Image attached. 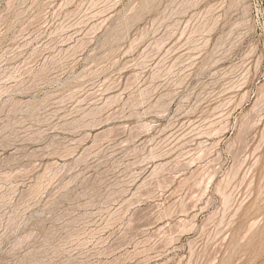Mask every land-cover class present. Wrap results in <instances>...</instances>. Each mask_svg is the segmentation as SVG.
<instances>
[{"label":"rangeland","instance_id":"rangeland-1","mask_svg":"<svg viewBox=\"0 0 264 264\" xmlns=\"http://www.w3.org/2000/svg\"><path fill=\"white\" fill-rule=\"evenodd\" d=\"M0 264H264L253 0H0Z\"/></svg>","mask_w":264,"mask_h":264},{"label":"built area","instance_id":"built-area-1","mask_svg":"<svg viewBox=\"0 0 264 264\" xmlns=\"http://www.w3.org/2000/svg\"><path fill=\"white\" fill-rule=\"evenodd\" d=\"M253 14L264 32V0H253Z\"/></svg>","mask_w":264,"mask_h":264},{"label":"bare ground","instance_id":"bare-ground-1","mask_svg":"<svg viewBox=\"0 0 264 264\" xmlns=\"http://www.w3.org/2000/svg\"><path fill=\"white\" fill-rule=\"evenodd\" d=\"M228 196H229V195H228ZM227 199H229V198L227 197ZM227 202H228V201H227ZM227 202H226V203H227Z\"/></svg>","mask_w":264,"mask_h":264}]
</instances>
